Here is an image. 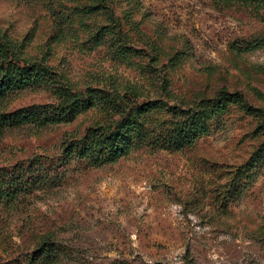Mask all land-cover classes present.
Wrapping results in <instances>:
<instances>
[{
    "label": "rangeland",
    "instance_id": "374dc122",
    "mask_svg": "<svg viewBox=\"0 0 264 264\" xmlns=\"http://www.w3.org/2000/svg\"><path fill=\"white\" fill-rule=\"evenodd\" d=\"M263 17L239 0H0V35L56 79L1 113L93 89L71 119L0 124V177L47 179L0 202V264H264ZM130 112L138 139L115 159L67 154Z\"/></svg>",
    "mask_w": 264,
    "mask_h": 264
},
{
    "label": "trees",
    "instance_id": "16d2710c",
    "mask_svg": "<svg viewBox=\"0 0 264 264\" xmlns=\"http://www.w3.org/2000/svg\"><path fill=\"white\" fill-rule=\"evenodd\" d=\"M253 7L256 15L263 17L264 0H239ZM264 18V17H263ZM53 71L47 65L37 61H26L10 44V42L0 35V96L15 90L26 87H38L41 85H56ZM63 97L53 111H19L16 113L5 114L0 112V124H17L26 122H52L61 118H69L83 107L90 105L93 97V89L86 90L84 95L71 93L66 89L60 90ZM105 103L112 104V100L105 96ZM138 117L135 113L124 116L120 124H115L111 129H103V132L95 133L94 136L80 138L66 144L65 150L68 155H93L97 161H109L115 159L126 151L131 144L138 138H134L131 130L137 122ZM201 117L195 113L192 118L184 117L176 124L171 133V141L174 144L182 142L185 138H190L193 131L202 124ZM45 176L33 179L26 178L22 174L0 177V202H11L23 192L35 188L39 183H45ZM53 251L51 244L44 243L36 249L42 252L43 256Z\"/></svg>",
    "mask_w": 264,
    "mask_h": 264
}]
</instances>
